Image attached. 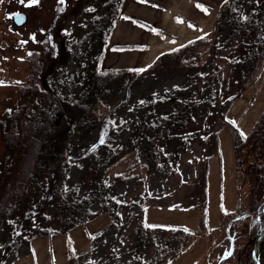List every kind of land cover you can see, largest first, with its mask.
<instances>
[{
  "label": "trees",
  "instance_id": "obj_1",
  "mask_svg": "<svg viewBox=\"0 0 264 264\" xmlns=\"http://www.w3.org/2000/svg\"><path fill=\"white\" fill-rule=\"evenodd\" d=\"M123 2L99 0L100 7L84 6L78 14L80 32L74 44L63 48V55L51 30L41 41V49L26 58L29 83L20 87L19 96L6 105L0 117L4 146L0 154V232L7 230L0 241V264H8L11 255H21L20 248L30 245L34 237L66 233L88 221L98 204L110 223L90 237L95 249L120 223L119 204L106 193L109 170L122 155L143 150L148 168L159 171L168 161L166 151L173 140L179 158L197 133H206L207 124L198 127L202 115L215 119L213 124L219 118L230 129L238 187H247L236 210H221L222 220L214 233L223 230L230 251L218 264H257L254 251L264 264V108L245 136L228 118V110L264 70V0H224L209 33L163 53L145 68L107 69L102 61ZM69 5V0L64 4L58 1L57 17ZM169 72L180 73L182 80L164 89L152 84L135 97L130 115L121 124L129 133L125 142L92 137L101 126L108 129L116 116L111 98L123 94L122 102L124 92L136 79L155 77L158 83ZM52 78L56 86L40 83ZM217 133L218 129L212 133L215 154H219ZM209 157H205L202 173L205 188ZM70 164L78 166L82 176L67 184ZM28 197L27 213L21 215L17 205ZM44 197L48 211L39 207ZM194 208L201 213L202 233H207L206 190ZM154 229L162 227L141 221L134 246L143 247L147 232ZM175 229L188 232L182 227ZM214 233L209 232L211 237ZM75 257L71 254L72 263Z\"/></svg>",
  "mask_w": 264,
  "mask_h": 264
},
{
  "label": "rangeland",
  "instance_id": "obj_2",
  "mask_svg": "<svg viewBox=\"0 0 264 264\" xmlns=\"http://www.w3.org/2000/svg\"><path fill=\"white\" fill-rule=\"evenodd\" d=\"M58 1L38 0L37 3H32V0H23L22 5H19L18 0H0V117L6 105L14 102L19 96L20 87L29 83V65L26 58L33 50L41 49L40 43L44 36L52 30L53 36L57 38L60 45V55H63V48L66 49V45L74 44L76 34L80 32L79 28L82 26L81 20L78 18L80 10L84 6L92 9L100 7L99 0H69L70 5L64 10L62 15L57 17L56 8ZM73 1L74 4H71ZM17 11H22L27 16L26 23L20 27L15 26L12 19L13 14ZM54 21L56 22L52 25ZM263 75L264 73L261 74L262 77ZM134 80L132 79V81ZM154 80L155 77L148 81L136 79L132 83L131 89L124 92L122 102L123 94L119 98H111L110 102L113 103L111 106L115 107L116 112L114 113L116 116L109 122L108 129L105 126H101L99 130L93 131L92 137L95 140L100 138L113 140L116 144L125 142L129 133L121 128V124L126 122V117L130 115V107L136 99L135 97L148 90L152 84L155 85L156 89L170 88L179 83L182 77L178 72H169L164 74L162 82L155 83ZM40 83L43 86L57 85L54 78L49 81L41 80ZM252 87L248 88L228 110L229 120L236 123L237 127L241 121L244 123V118H248L245 123L252 121L257 115L258 108L263 105L262 103L254 109L257 94L255 95L254 91L251 90ZM260 94H263L264 97V85ZM252 102L254 103L252 104ZM252 109L254 110V115L249 118ZM202 116L199 119L198 127L207 124L206 131L202 127V130L206 133L204 135L202 132L197 133L194 140L181 153L179 158H177L174 151L176 142L173 140L171 142L172 148L170 147L166 151L168 161L161 165L159 171L153 172L148 168L147 158L143 150H139V152L130 156L122 155V160L109 170L107 175L108 191L106 193L112 195L119 204L120 223L110 229L105 238H101L97 242L95 249L94 245L92 246L91 244L88 253L83 254L82 257L90 256L94 264H168L194 246L199 238L204 240L200 239L202 241L197 264H218L220 259L228 254L230 251L229 240L224 235L223 230L214 233V230L209 229L207 233H202L203 229H201L200 225L201 213L198 209H193V206L194 204H200L203 194L205 190L207 192L208 188L209 180H207L205 188V181L202 177L205 157L210 154L208 162L209 178L210 162L211 160L213 162L211 158L218 155L215 154L216 146L212 143V133L218 129L217 137L220 151V136L224 135L225 132L223 133V131H226L230 138L231 150L234 153L232 134L230 129L224 126L219 118L213 124L212 122L215 119L211 121L208 120V116ZM3 152L4 146L0 135V154ZM54 169L55 166L50 169V172ZM167 172H169V175L165 176ZM81 176L82 171L79 167L70 164L65 177L66 183L77 182L81 179ZM236 184L237 208L240 198L242 197L243 199L246 194L247 187L242 185L239 188L237 180ZM29 198H25L17 205V211L21 215L27 213V207H29L31 199ZM47 199L49 200V198ZM45 204L46 197L41 200L39 207L44 209V211H48ZM156 207L164 209L165 221H168L167 219L176 214L177 210L197 212L198 223L196 229H186L188 232H182L176 231L175 228L177 227L175 226H157L162 227V229L149 230L146 236L147 242L144 241L143 247H135L136 228L141 221L144 222L143 215L145 211ZM100 209L101 207L98 204H94L90 212L93 215L91 219L98 214H102ZM220 219L222 220V217ZM149 226L155 225L150 224ZM53 227L57 228L58 226L54 225ZM194 230H196V234ZM212 231L214 233L213 237L209 234ZM52 234L60 233L54 232ZM6 235L7 230L3 229L0 232V241ZM20 249L21 254H23L29 250V245ZM92 249L93 252L90 254ZM19 256L11 255L8 258V264H13L14 260ZM255 256L257 257L256 253Z\"/></svg>",
  "mask_w": 264,
  "mask_h": 264
},
{
  "label": "crops",
  "instance_id": "obj_3",
  "mask_svg": "<svg viewBox=\"0 0 264 264\" xmlns=\"http://www.w3.org/2000/svg\"><path fill=\"white\" fill-rule=\"evenodd\" d=\"M223 2L224 0H124L103 57V67H147L163 53L209 33ZM263 85L264 75L251 88L257 94L256 106L252 102L254 109L262 103L263 105L258 108L252 121L245 123L248 118H244V123L241 121L238 124V129L244 136L264 107L263 94L259 95ZM251 111L249 118L254 115V110ZM223 133L220 136L219 154L211 158L213 162L211 160L209 167L207 199L208 226L211 230L220 226L222 209L234 210L237 206L234 153L228 134L226 131ZM163 210L159 207L147 209L143 215L145 223L196 229L197 212L177 210L176 214L165 221ZM109 223V215L102 213L66 233L34 237L30 240L29 250L16 258L13 264H94L90 256L82 255L90 250V237ZM200 239L203 238H199L194 246L168 264H197L202 241ZM71 254L76 256L73 263Z\"/></svg>",
  "mask_w": 264,
  "mask_h": 264
},
{
  "label": "water",
  "instance_id": "obj_4",
  "mask_svg": "<svg viewBox=\"0 0 264 264\" xmlns=\"http://www.w3.org/2000/svg\"><path fill=\"white\" fill-rule=\"evenodd\" d=\"M18 4L19 5H22V2L21 0H18ZM12 19H13V23L15 24V26H22L26 23V20H27V16L24 12L22 11H17L13 14L12 16ZM253 257L255 258L257 264H260V256H255V251L253 252Z\"/></svg>",
  "mask_w": 264,
  "mask_h": 264
},
{
  "label": "snow or ice",
  "instance_id": "obj_5",
  "mask_svg": "<svg viewBox=\"0 0 264 264\" xmlns=\"http://www.w3.org/2000/svg\"><path fill=\"white\" fill-rule=\"evenodd\" d=\"M21 2H23V0H21ZM37 2H38V0H32V3H37ZM59 2H60L61 4H64L65 0H59ZM198 7H200V6L198 5ZM202 10H204L205 12L207 11L206 9H202ZM139 71H142V70H139ZM241 135L243 136L244 134L241 133ZM100 142L103 143V139H101Z\"/></svg>",
  "mask_w": 264,
  "mask_h": 264
}]
</instances>
